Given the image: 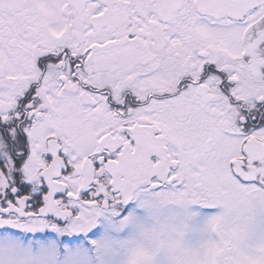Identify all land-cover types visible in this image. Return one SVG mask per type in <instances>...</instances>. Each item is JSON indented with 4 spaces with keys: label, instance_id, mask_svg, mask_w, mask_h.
<instances>
[{
    "label": "snow or ice",
    "instance_id": "1",
    "mask_svg": "<svg viewBox=\"0 0 264 264\" xmlns=\"http://www.w3.org/2000/svg\"><path fill=\"white\" fill-rule=\"evenodd\" d=\"M0 264H264V0H0Z\"/></svg>",
    "mask_w": 264,
    "mask_h": 264
}]
</instances>
